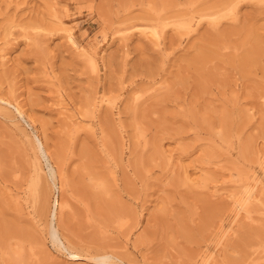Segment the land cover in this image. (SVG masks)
<instances>
[{
    "label": "rangeland",
    "instance_id": "rangeland-1",
    "mask_svg": "<svg viewBox=\"0 0 264 264\" xmlns=\"http://www.w3.org/2000/svg\"><path fill=\"white\" fill-rule=\"evenodd\" d=\"M262 161L264 0H0V264H264Z\"/></svg>",
    "mask_w": 264,
    "mask_h": 264
},
{
    "label": "bare ground",
    "instance_id": "bare-ground-1",
    "mask_svg": "<svg viewBox=\"0 0 264 264\" xmlns=\"http://www.w3.org/2000/svg\"><path fill=\"white\" fill-rule=\"evenodd\" d=\"M51 6V5H50ZM49 6V9L51 8L52 9V11L54 10L52 7H50ZM50 9V10H51ZM52 13V12H51ZM52 14H54V13H52ZM199 15V14H198ZM53 16V15H52ZM200 19V18H199ZM152 27H153V24L151 25ZM156 26V25H155ZM154 26V27H155ZM187 26V25H186ZM154 27L153 28H149L150 30H149V32H150V35L152 36V37H154L155 39H158V37H159V33L154 29ZM35 28V27H34ZM189 28V27H188ZM45 29V28H44ZM160 29V28H159ZM67 32V31H66ZM26 33V32H25ZM153 38V39H154ZM150 39H152L151 37H150ZM5 56V55H4ZM94 61V60H93ZM67 105V104H66ZM58 106V105H57ZM65 107V106H64ZM18 109V108H17ZM20 111V110H19ZM63 112V111H62ZM19 113V112H18ZM20 115H21V113H20ZM71 115V114H70ZM70 117V116H69ZM68 117V120L70 119ZM72 117H74V115H72ZM62 120V119H61ZM73 120V119H72ZM75 122V121H74ZM76 123V122H75ZM79 126V125H78ZM78 130V129H77ZM43 133H44V131H43ZM45 136V135H44ZM36 138V137H35ZM37 140V139H36ZM38 143V142H37ZM42 148V147H41ZM263 160V159H262ZM262 163H264L263 161H262ZM262 168H264V167H262ZM59 174H61V173H59ZM254 177V176H253ZM252 181H255L254 179L252 180ZM257 181V180H256ZM246 182V181H245ZM251 183V182H250ZM249 183V184H250ZM247 184H248V182H247ZM246 184V185H247ZM248 184V185H249ZM245 186V185H244ZM257 185H256V182H254V183H252V185H249L248 187H244L245 189V191H243V197L241 198H233V200L232 201H234V204H236V206L238 207V209H237V211H236V214H239V212L240 211H238V210H245L246 208H248V205L250 204V203H252V201H254V200H256L257 201V197H258V194H257V196H256V190H255V188H257L256 187ZM243 188V187H242ZM259 189V188H258ZM230 194V193H229ZM233 194V193H232ZM231 194V195H232ZM242 194V193H241ZM234 195H232L230 198H232ZM228 198H229V196H227ZM63 202V200L61 201V202H59V206L61 207V208H63V206H65V204H63L62 203ZM65 202V201H64ZM66 203V202H65ZM63 204V205H62ZM67 204V203H66ZM233 204V205H234ZM56 206H57V204H56ZM235 206V205H234ZM235 206V209L237 208ZM60 208V209H61ZM59 210V209H58ZM246 211H248V209L246 210ZM238 212V213H237ZM233 213H234V216L236 215L235 214V211L233 210ZM253 213V212H252ZM54 215V214H53ZM239 216V215H238ZM237 217V216H236ZM235 220V219H234ZM233 222V221H232ZM231 224V223H230ZM230 226H232V225H230ZM234 230V229H233ZM232 231V230H231ZM226 233V232H225ZM51 235H52V239L53 240H55V241H57L58 240V235H57V231L56 230H54V229H52V231H51ZM225 235V234H224ZM59 241V240H58ZM61 244V243H60ZM59 244V245H60ZM62 245V244H61ZM63 248V247H62ZM64 249V248H63ZM65 250V249H64ZM213 254V253H212ZM69 255H70V257L72 258H75L76 256H78L77 254H75V253H73V252H70L69 253ZM103 257V256H102ZM209 257H210V255H205L204 257H203V259H202V264H207L208 263V260H209ZM99 258H101L100 256H97V255H95V256H92L91 257V259H96V261L98 260H100ZM105 258V257H104ZM114 258H116V259H114V260H116V262H114V263H117L118 264V261L121 263L122 261L120 260V259H122V258H120L119 259V257H114ZM89 259V258H88ZM114 260H112V262L114 261ZM210 263V262H209ZM110 264V263H109Z\"/></svg>",
    "mask_w": 264,
    "mask_h": 264
}]
</instances>
